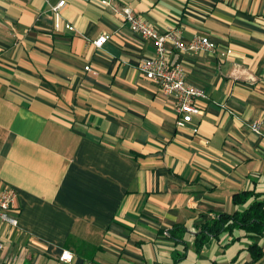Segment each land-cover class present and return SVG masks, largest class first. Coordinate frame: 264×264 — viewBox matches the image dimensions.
I'll return each mask as SVG.
<instances>
[{"label":"crops","instance_id":"0c3cea01","mask_svg":"<svg viewBox=\"0 0 264 264\" xmlns=\"http://www.w3.org/2000/svg\"><path fill=\"white\" fill-rule=\"evenodd\" d=\"M59 1L0 0V179L19 209L17 227L0 225V264H264L242 230L195 245L199 225L238 208L235 193H264L251 128L264 132V0H66L57 29ZM123 7L232 49L171 55L208 95L200 115L178 118L176 97L141 73L156 46ZM182 224L185 244L169 235Z\"/></svg>","mask_w":264,"mask_h":264},{"label":"built area","instance_id":"2783aa9c","mask_svg":"<svg viewBox=\"0 0 264 264\" xmlns=\"http://www.w3.org/2000/svg\"><path fill=\"white\" fill-rule=\"evenodd\" d=\"M66 0H60L52 6L55 16V26L61 28L60 8L64 6ZM109 4V3H108ZM129 23L130 29L143 37L150 39L156 46V55L146 57L139 64V70L144 76L155 82L165 95L176 97L175 110L178 118L190 121L193 116L200 115L202 108L198 105L200 100L208 99L204 89L190 84L186 78L184 67L178 63L171 62V55L175 49L181 51L200 53L210 52L218 56L227 57L232 54V49H221L214 41L206 35H196L193 39L185 43L179 35L178 27H171L169 30L161 33L150 25L142 16L136 15L131 8L123 7L120 11ZM66 29L74 30L75 27L67 23ZM111 38L109 33H102L95 38L92 43L96 48L103 47ZM91 70L90 66L85 67ZM252 130L257 135H264L260 120H255L251 124ZM18 192L15 187L4 183L0 179V225L5 222L13 227L19 225V218L15 213L19 212L16 207ZM74 258L72 251L65 249L60 259L65 262H71Z\"/></svg>","mask_w":264,"mask_h":264},{"label":"trees","instance_id":"16d2710c","mask_svg":"<svg viewBox=\"0 0 264 264\" xmlns=\"http://www.w3.org/2000/svg\"><path fill=\"white\" fill-rule=\"evenodd\" d=\"M232 202L238 207L233 213H219L214 218L197 227L195 245L197 251L205 247L210 238H218L223 233L234 234L244 231L254 239L249 252L254 261L264 256L259 239L264 236V193L256 190L237 192ZM245 206L244 209L240 207ZM189 229L185 225H175L169 229V235L176 241L185 244L183 235Z\"/></svg>","mask_w":264,"mask_h":264}]
</instances>
